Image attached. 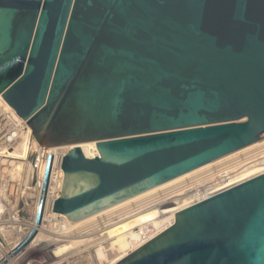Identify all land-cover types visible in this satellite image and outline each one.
Here are the masks:
<instances>
[{
    "label": "water",
    "instance_id": "1",
    "mask_svg": "<svg viewBox=\"0 0 264 264\" xmlns=\"http://www.w3.org/2000/svg\"><path fill=\"white\" fill-rule=\"evenodd\" d=\"M0 93L41 147L98 142L63 158L52 207L83 221L264 138V0H0ZM118 264H264V175Z\"/></svg>",
    "mask_w": 264,
    "mask_h": 264
},
{
    "label": "bare ground",
    "instance_id": "2",
    "mask_svg": "<svg viewBox=\"0 0 264 264\" xmlns=\"http://www.w3.org/2000/svg\"><path fill=\"white\" fill-rule=\"evenodd\" d=\"M2 95L3 93L2 94L0 93V158L7 159V160L3 159V162L7 161V163L9 164V167L6 168V170L8 169L10 173L15 172L16 174L24 173L26 170H28V172L34 173L35 172L34 165L30 162L29 157L36 152H40V153H44L45 158L42 162V165L39 171L40 173L39 177L34 186V188L38 192V200H37L36 207L34 210L33 219L29 223L28 228H27L28 231L23 238L21 239L19 238L20 239L18 241L19 243L11 252H9V254H5L3 252L5 257L0 260V264L14 263V261L17 260V259L16 260L14 259L15 257H19L20 254H14V251L19 247V245L23 242V240L29 235V233L35 228L38 230V234L36 238L34 239V241L31 243V245L27 249L33 248V247L34 248L43 247L44 250L46 251L54 249L55 253L56 254L58 253V255L60 254L61 256L65 252H67L72 246L81 244L82 242H86L87 239H82V240L63 239V238H69V236L66 237V236H62L63 234L62 235L58 234L57 232L58 228H60L61 229L60 231H63L65 235L67 234V232L65 231H67L71 227H78L86 222L95 220L99 217L106 216L109 214L112 215V213L118 212L119 210L123 208L125 211V207L133 203L138 204V202L140 203V201H143L145 198L147 199V197L151 196L155 192L161 191L169 186L170 188L171 186L174 187L175 184L176 185L180 184L193 176L199 175L201 173H204L210 170L213 167H216L218 165H221L233 159L239 158L241 156L249 155L250 153L264 147V138H262L258 142L250 146H247L223 158H220L212 163L202 166L194 171H191L183 176H180L150 191H147L136 197L128 199L114 207H111L83 221H80L77 223H71L67 219V217L62 216L67 224V226H63L62 224L56 223L54 220L57 218L58 214L52 211L51 215H49V213L51 212L50 210H52L54 202L60 196V193L63 189L64 179H65V174L62 169L63 158L71 150V147L80 146L81 151L85 155L86 158L95 159L100 156V153L95 145L98 142L92 141V142L82 143L79 145L66 146V147L54 148V149L43 148L39 145V143L35 139L33 135V130L30 127V125L27 123V121H25L18 115L17 111L5 100V98ZM245 121L246 120L244 119L241 122H245ZM12 125L14 126L13 131L6 133V129ZM8 138H10V140H8ZM50 154L53 155L54 157L53 167H52V172H51L52 176H51L50 190H49V194L47 197V204H46V210H45L43 222L39 227H36L35 218H36L38 205L42 197V189H43V182H44L45 173H46L47 157ZM1 162L2 160H0V163ZM10 167H12V169ZM237 173L238 174L235 175L234 179L231 180L229 184L219 189L217 193L213 195H208L202 198L201 201L198 203L206 201L216 195H219L232 188H235L256 177L264 175V156L254 162H251V163H248L242 166L239 170H237ZM11 193H12L11 189L9 188V195L12 196L13 193L12 194ZM181 203L182 201L178 202L177 200H173V201L166 202L160 207H151L148 209H142L139 212L138 211L134 212V210L132 209L130 210L131 208L130 207L128 211H125L123 214L121 213L119 217H117V220L115 221L117 223H114L112 221H107L104 229L108 227H111V228L110 229L108 228L109 230L106 234L110 237L111 236L117 237L118 240L116 242L114 241V244H110V245L108 244L106 248L104 247V248L98 249V252L100 254L99 256L103 258L104 260H107L108 264H118L119 262L124 260L126 257H128L129 255L137 251L139 248H141V246L144 243L142 242V236L144 234H147L148 232V234L150 233L149 239L156 238L157 236H159L160 234H162L163 232H165L166 230H168L170 227L173 226L177 213L189 207H192L193 205L198 204L196 203V204H192L187 207H184L186 204L181 205ZM156 208H159V209L157 210ZM134 209L136 208L134 207ZM49 219H50V224L48 223ZM45 223H48V225L45 226ZM41 229L45 232H41ZM136 229H139V231H136ZM78 235L81 236V234L79 233L77 234V236ZM0 250H2L1 247H0Z\"/></svg>",
    "mask_w": 264,
    "mask_h": 264
},
{
    "label": "rangeland",
    "instance_id": "3",
    "mask_svg": "<svg viewBox=\"0 0 264 264\" xmlns=\"http://www.w3.org/2000/svg\"><path fill=\"white\" fill-rule=\"evenodd\" d=\"M3 159L7 160L6 158ZM3 159L0 158V160H2V162L0 163V242L2 244V250H0V260L5 257L4 253L9 254V252H11L17 246V244L19 243L18 241L27 233V228L29 223L33 219L34 210L38 200V192L34 188L37 182L36 174H34L35 172L32 173L26 170L21 174H16L15 172L10 173L8 169L6 170V168L9 167V164L7 163V161L3 162ZM35 159L36 155L34 154L29 157V160L33 165ZM10 168L12 169V167ZM9 188L13 193L12 196L9 195ZM168 188H170V186L161 191H164ZM161 191L155 192L151 196ZM138 204L133 203L125 207V211H128L131 207L130 210L132 209L134 210V212H137L136 205ZM134 207L136 209H134ZM156 209L158 210L159 208ZM50 211L51 212L49 213V215H51L52 213V210ZM125 211L123 208L118 212H114L115 214L112 213V215L109 214L99 217L78 227H71L70 229L65 231L67 232V234L65 235L63 231H60L61 229L58 228V234H63L62 236L66 237L69 236V238L63 239H87L86 242H82L81 244H77L74 246L71 245L72 247L61 256L60 254L58 255V253L56 254L54 249L46 251L43 247H33L21 253L19 257H15L14 260H17L14 261V263L8 264H108L107 260H104L99 256L100 254L98 252V249L104 247L106 248L108 244H114V241L116 242L118 238L108 236L106 233L111 227H108L109 229H104V227L107 221L117 223L115 222L117 220V217H119V215L121 213L123 214ZM113 214L116 216H114ZM48 223L50 224V219ZM48 223H45V226L48 225ZM62 225L67 226L65 220ZM136 231H139V229H136ZM41 232L45 231L41 229ZM78 233L81 234V236L78 235V237Z\"/></svg>",
    "mask_w": 264,
    "mask_h": 264
},
{
    "label": "built area",
    "instance_id": "4",
    "mask_svg": "<svg viewBox=\"0 0 264 264\" xmlns=\"http://www.w3.org/2000/svg\"><path fill=\"white\" fill-rule=\"evenodd\" d=\"M13 129V125L8 127L6 129V133L12 132ZM8 140H10V138H8ZM34 155H36V159L34 161V174H36L38 179L40 174L39 171L45 157L44 153L40 152H36ZM263 156L264 147L250 153L249 155L241 156L213 167L204 173L193 176L186 181L175 185L174 187L166 189L165 191H161L160 193H157L141 201L138 205H136L137 211L151 207H160L166 202L173 200H177L178 202L182 201L181 205L186 204L184 207L196 204L200 202L202 198L217 193L219 189L229 184L231 180L234 179L235 175L238 174L237 170H239L242 166L254 162ZM54 220L58 224H63L64 222L62 215H58V217ZM149 234L147 232V234L142 236V242H144L142 246L153 240L149 239ZM0 247H2L1 242Z\"/></svg>",
    "mask_w": 264,
    "mask_h": 264
}]
</instances>
